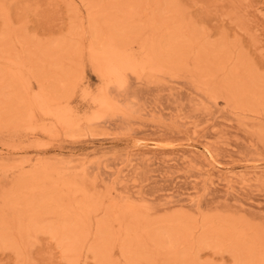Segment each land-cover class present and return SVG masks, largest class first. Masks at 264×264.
<instances>
[{
    "label": "rangeland",
    "instance_id": "rangeland-1",
    "mask_svg": "<svg viewBox=\"0 0 264 264\" xmlns=\"http://www.w3.org/2000/svg\"><path fill=\"white\" fill-rule=\"evenodd\" d=\"M142 1L145 2V11L141 37L145 39L150 38L153 32L151 20L155 10L152 9L158 6L153 5L154 0ZM169 1L182 11L188 30L195 29L202 41L220 49L223 44L226 49L229 47L226 51L230 58L224 60V68L218 71V67L216 69L213 65L199 76L204 80L198 81V75L194 73V61L192 63L190 58L186 70L167 62L158 73L146 69L137 72L136 76L129 74V80L126 77L127 88L121 92L111 89L110 93L103 65L99 63L100 69L96 68L97 62L90 56L89 37L86 34V0H0V44L11 46L12 53L11 56L4 54L0 58V68L13 75L16 83L21 82L25 109L27 113L30 112L27 120L23 116V122L9 125L0 123V195L11 188L13 176L16 178L18 174L37 171L45 163V174L56 181L58 190H62L61 193L64 191L63 197L70 203L82 198L78 186L85 194L88 191L91 197L95 196L92 198L94 202L91 210L83 208L78 212L80 226L77 228L80 231L76 230L80 233L77 231V237L83 240L88 232L90 236L85 238L86 242L79 240L81 248L78 258L69 264H97L98 259L95 261L96 257L89 255L90 252L87 254L86 249L89 243L90 247L94 244L89 241H94L93 233H97V230L93 231L97 223L94 220L103 219L100 218L102 215L106 218L104 209L111 205L114 212L109 214L107 220L104 219V238H107L104 241L106 244L109 242L104 256L107 253L111 255L112 259L108 256V260L112 264L124 263L120 243L125 236V226L131 225V221L142 226L147 221L175 214L178 208L173 204L176 203L187 206L191 214L196 213L194 219L198 223L203 215L215 213L220 217H245L250 223L264 228V129H260L264 125H243L242 122L257 121L264 124V19L257 11H264V0ZM160 7L156 10H161ZM158 12L155 15L157 13L161 18ZM74 28H77L76 34L70 38L75 37L71 41L73 46H78L79 51L72 55L69 84L59 79L48 80L50 84L45 81L42 85L33 72L31 59L29 62L30 54L25 51L37 53L47 41L65 38L64 35L67 37ZM158 33H162V30ZM6 37L8 41L4 42L1 38ZM18 38L26 42L23 45L26 50L20 47ZM123 46L134 59H144L135 37L127 39ZM205 65L207 63L203 62L201 67ZM233 65H241L245 76L239 75L242 72L232 76ZM247 76L254 79L250 90L253 91L255 87L260 93L254 90L257 94L249 100L250 105L247 102L242 108L234 109L224 101L226 93L222 91L225 94L222 96L217 87L221 82L238 83ZM49 86L56 88L54 93H48ZM213 90L217 96L221 95L220 98L216 97ZM104 99L106 106L100 104ZM94 115L100 118L92 121ZM66 131L71 133L65 134ZM148 141H157L155 143L158 146L139 148L140 143ZM205 148L211 149L217 163L207 155ZM232 174L240 176L236 177L238 182L234 183L231 190L223 180L220 181V177ZM65 181L73 184L66 187L63 185ZM17 184L13 186L17 187L15 195H21L24 188H18L20 183ZM90 189L92 192L97 191V194L93 195ZM172 195L175 203L166 204L164 198H171ZM32 196L30 192L29 197ZM98 204L100 209L97 208ZM189 205H193V208ZM2 206L0 197V211L3 210ZM81 212L85 218L81 217ZM121 215L123 221L119 218ZM4 217H0V227L9 225ZM120 224L121 227H118ZM8 227L13 229V225ZM86 228L88 232L83 235L82 231L85 233ZM206 238L209 242V236ZM28 240L27 245L18 243L17 247L13 246L14 249L7 245L0 246V264H68L54 240L47 235L38 233L31 235ZM109 240L116 242L113 244L116 246H112ZM219 245L221 252L203 249L198 251L199 255L196 253L198 259L195 261L198 264H234L235 260H239L224 253L226 243ZM148 255L145 258L143 252L134 264H179L170 258L157 259Z\"/></svg>",
    "mask_w": 264,
    "mask_h": 264
},
{
    "label": "bare ground",
    "instance_id": "bare-ground-1",
    "mask_svg": "<svg viewBox=\"0 0 264 264\" xmlns=\"http://www.w3.org/2000/svg\"><path fill=\"white\" fill-rule=\"evenodd\" d=\"M148 2H146V4ZM144 5H145V2H143L142 0H86V34L89 37L88 47L91 49V52L89 51L91 53L90 56L94 61L97 62L98 66L96 65V68L99 67L98 69H100V67L103 65V72H104L103 74H105V76L108 78L107 81H108V84L110 85L109 86L110 93H111L110 91L111 89H114L115 91H118V92L124 91L125 88H127L126 87L127 86L126 77L128 79V76H131L132 74L136 76L137 72L141 73V71L143 72L146 69L149 72L158 73L162 71L163 68H165V65L167 62L171 65L179 66L182 69L186 70L188 66V61L191 59L192 63L194 61L193 63L194 73H196L198 77L203 72H205V70H207L213 65L216 69L218 67L217 69L218 71L224 68V65H225L224 60L226 59L227 61V58H230L229 57L230 55L227 54L228 51H226L229 47L227 46L228 47L227 49H226V45L225 47H223L224 44L222 42L223 45L222 44L221 45L223 49L222 47L220 49L218 47H215L214 44L213 46L211 44H207L206 42H204L205 40L202 41L200 38L201 35L198 32H196L195 29L188 30L189 26L186 25V18L183 17L182 11L179 10L177 7L175 8L173 6L174 4L170 2L169 0H154L153 5L158 6V7L161 6L160 7L161 10H156L158 9V7L157 8L154 7V9H152V10H155L154 15L151 20L153 32L151 33V36H149L150 38L148 37L145 39L142 38L141 35H142V31L144 30V28H142V22H143V16H144L143 13L145 11ZM262 5H264V2ZM262 9H264V6H262ZM257 11L260 13L262 18L264 19V11L260 9H258ZM155 12H158V14L162 15V17L159 18L160 16L158 17L157 13L155 15ZM75 29L77 28H74L72 31H69V34H70V35L68 34L69 36L67 35L66 37V35H64L65 38L56 39L52 41L49 40L50 42L47 41L48 43L46 42V44L43 47L41 46L42 48L39 51H37V53L35 51L34 52L25 51L27 52V54H30L28 55L30 57L28 58L29 62L31 59L32 63L30 64H32L33 66V72L37 76L38 82L41 83L42 85L45 81L47 82L48 80L57 81L59 79L63 81L65 84H69L70 75H72L70 74L71 73L70 62L71 63L73 62L71 61L72 55L78 54L77 52L79 51L78 46L76 45L73 46V42L71 41L73 37L70 38L72 35L74 36V34H76ZM80 29H81L80 31H83L82 28ZM159 30L160 32L162 30V33H158ZM81 36L84 37L85 35L82 34ZM131 37L132 38L135 37L136 40H138V48H139V51H141V53L143 54V57H144L143 60L134 59V57H132L130 53H128L125 47L123 46L124 42ZM1 39L4 42L8 41L7 37L1 38ZM18 40H19L18 42L20 43V47L21 48L24 47L23 49L26 50L25 49L26 47L23 46L25 45L26 42H24V40H21L19 38ZM79 46H80V43H79ZM10 49H11V46L9 47L7 46V44H5L4 46L1 45L0 46V58H3L4 54H7V57L8 55L11 56L12 53ZM17 50H15L16 54H17ZM224 50L227 55H225ZM17 59L15 60L17 61ZM203 62H206L207 65L201 67ZM99 63L101 66L99 65ZM76 65L77 64H75V66ZM233 66L234 67L232 68H234V70L232 71V73H230L232 74V76L233 75L236 76L240 72H242V74L241 73L239 74L241 75V77L242 75L243 77L245 76L241 65H236V66L233 65ZM101 72L102 71H100V73ZM13 77L14 76L8 73L5 69L0 68V123L1 122L3 124L7 123V125L11 123L14 124L15 122L16 123L23 122L25 119L27 120V118H29L30 116L29 115L30 112L27 113L25 109L26 105L24 104L25 102L24 93H23L24 91H22L23 89L20 85L21 82L16 83L15 77L14 79ZM198 77H197L198 81L200 79H203V77H199V78ZM227 82L229 81L227 80ZM253 82H254V79H251L249 76H247L246 78H243V79L241 78L238 83H235V82L233 83V81H230L229 83L224 82L223 84V82H221L220 85L217 87V89H218V92H220L219 94H221L222 91L226 93L225 95L222 92V96L225 95L223 97L225 99L224 101L232 105L234 109L235 108L238 109V108H242L241 106H243V104L249 102V100H251V98L255 97V95L257 94L256 92L258 91V89L256 90L255 87H254V90H256V92H254V90L253 91L250 90L253 88L252 87L253 86L252 84H254ZM48 84L50 83L48 82ZM51 84L53 85L54 82L53 83L51 82ZM43 87H46V86H43ZM53 87H55V85ZM53 87L49 86V88L47 89L49 94H52L55 92L56 88L52 89ZM214 88L216 87H213V89ZM110 93L109 95L111 96ZM214 93L216 94L217 98H220L219 96L221 95L217 96L218 94L215 91ZM49 97L51 96L49 95ZM251 102L253 103V101ZM100 104H102V106L107 105L105 99L102 100ZM248 104L250 105V102L247 103V105ZM248 110L251 111V109H248ZM23 116L26 118L22 119L24 118ZM94 116L95 117H92L94 118L92 119V121L94 120L96 121L98 118H100L99 115H94ZM254 118H256L255 115H254ZM252 120H255V119L252 118ZM88 121L90 122V120ZM242 122H243V125L244 124L245 125H255L259 127L261 126L263 127L264 125L262 122L260 123L257 121L256 122L250 121L247 123L244 121ZM260 129L263 130L264 128H260ZM66 133L69 134L71 132L66 131L65 134ZM155 142L157 141L142 142L140 143L139 148L141 147L146 148L149 145H153L156 147L158 145ZM205 151L209 157L213 158L210 148H207ZM214 162L217 163V161L215 160ZM45 170H46V166H45V163H43V166L37 171L35 170L33 172L32 170L31 173H25V174L23 172H20V174L23 173L24 175L21 174L19 176L18 174V177L15 178L13 176V178L11 179L10 183H11L12 189L9 187L8 189L4 190V192H2V194L0 195L1 201L3 203V206H2L3 210L1 209L2 211H0L1 212L0 217L3 218L5 216L4 218L5 219L7 218L6 220L9 221V225L10 226L13 225V229H10L11 227H8L9 225H4V226L1 225L2 227H0V246L7 245L13 248V246L17 247L18 243H23L27 245V241H29L28 239L30 238L31 235H35L38 233L45 234L51 240H54L55 246L59 248L62 258L66 260L67 263L68 262L72 263L74 260H77L75 258L76 257L78 258L77 255L81 248V246H79V243L81 242V241L79 242V240L81 238L77 237L78 232L80 231L77 228L80 226L79 219H78V212L82 210L83 208H84L83 210L85 209L91 210V206L93 205V202H94L92 198L95 196L91 197V195L87 193L88 191L85 194L84 191L81 190V186H78L79 188L78 191H80V193L82 194V198L79 201L70 203L69 201L66 200L65 197H63L62 193L64 191L61 193L62 190L61 191L58 190V187H57L58 184L56 183V181L51 180L49 176H47V174H45L46 172ZM221 174L223 175L224 173H221ZM239 176L240 175L235 176L234 174L224 175V178L220 177V181L223 180L226 183V185L231 189L233 185H235L234 183L238 182L236 177L238 178ZM208 179L211 182L213 181L211 180L209 176H208ZM241 181H244V180L242 179ZM79 182L80 184H82L81 183L82 180H80ZM17 183H20L18 188L19 187L24 188V190L21 192V195H15L14 190L17 187L16 188L14 187L18 185ZM40 184L43 186L42 188L39 187L41 186ZM71 184H73V182L71 181L63 182V185H65L66 187L70 186ZM91 190L92 189H90V191ZM30 192L33 193L32 197H29ZM65 192L67 191L65 190ZM96 192L91 191L93 195H95ZM229 193L230 192L228 191L227 194ZM98 195H96V198ZM101 196L102 195H100L99 197ZM172 197L173 195L171 196V198L170 196H166L164 198V200L166 201V204L175 203L173 202ZM98 200L101 201L100 198ZM109 202L110 204L112 203V198H111V201ZM111 206L108 207L107 209L106 208L104 209L106 211V212H103L105 213V217L106 216L108 217L113 214L114 208H112ZM173 206L178 208L177 213L169 214L161 219H157L154 221H147L142 226L141 225L138 226L136 222L134 224L133 221L130 222L128 220V222H130L131 225H129L128 227L125 226V229H124L125 236L124 238L122 237L123 240H121L122 242L120 243L121 244L120 245L121 255L124 258L123 264H134V262L143 254V252H144L145 258H146V255L149 254L148 256H152L153 258L157 257V259H160L159 257L170 258L179 264H184L186 262L187 264L188 262L191 264H194L196 262L195 259H198L196 256V253L198 254V251L207 249L210 252L213 251L214 253H217L219 250H221V246L219 245V243H222V242L226 243V246L224 245L223 247V251H225L224 253L225 254L227 253L228 256H232L234 259H239L237 260L238 262L235 260L234 264L239 263V262L240 263L242 262L243 264L244 263L245 264H264V228L263 227L254 225V223H250L249 222L250 220L249 221L246 220L247 218L245 219V217L243 216L242 217L244 219H237L238 216L237 217L235 216L236 217L235 218V217H231V215L226 216V217L224 215L220 217L218 214H215L214 212H213L214 215H208V214L203 215L200 218V222L198 223L194 219V217L196 216V213L191 214L187 206L177 204V203L176 205L173 204ZM189 206L193 208V205H189ZM94 207H96V205H94ZM16 208H18L19 211ZM97 208H99V204ZM81 214H82L81 217L85 218L83 216L84 215L83 212H81ZM116 215H119V214L116 213ZM133 216L135 218L136 215L133 214ZM107 217L104 218V215H102L100 216V218H103V219L99 220L98 218L94 220V222H97V223H95L96 228L95 229L93 228L94 229L93 231L97 230V233H93L95 236L93 238L94 241L89 240V241H92L94 244L92 245V247H90L91 243H89V246L87 245L88 248L86 249L87 254L90 252L89 255L92 254L93 257H96L95 261L96 259H98V261L96 262L97 264L99 263L100 264H112V262L108 260V256L110 258L111 255H108L107 253L106 254L107 256L106 255L104 256V251L106 249L108 250L106 246L109 245V242L108 244L105 243L107 241L106 240L107 238L106 237L104 238L105 236L104 226L106 222L104 221V219L107 220ZM121 217L124 218L123 215L119 217L121 221H123ZM134 218H131V219H134ZM5 219L4 221H6ZM108 223L110 225L109 221ZM118 227H121V224ZM80 228L82 230H85L82 227ZM76 229H78L79 231ZM89 230L91 231V228H89ZM118 230H121V229H118ZM74 231L75 232L78 231L77 234H75ZM115 231L118 233L117 230ZM82 232L81 233L84 235L88 232V229L85 231V233L84 231ZM113 232H114V229H113ZM122 232H123V229H122ZM88 233L86 234V237L90 236ZM196 233H198L197 236H196ZM110 235H113V234H110ZM208 236L210 238L208 239L209 242L206 241L207 240L206 237ZM111 237H109L108 239L112 240ZM85 238L81 240L85 241ZM115 239H117L116 236H115ZM85 242L82 244V249H83V245L85 244ZM114 243L112 242V246H114L113 245ZM195 264H198V263L196 262Z\"/></svg>",
    "mask_w": 264,
    "mask_h": 264
}]
</instances>
